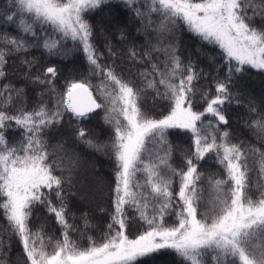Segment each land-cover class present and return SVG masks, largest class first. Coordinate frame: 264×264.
<instances>
[{
	"label": "snow or ice",
	"instance_id": "obj_1",
	"mask_svg": "<svg viewBox=\"0 0 264 264\" xmlns=\"http://www.w3.org/2000/svg\"><path fill=\"white\" fill-rule=\"evenodd\" d=\"M119 2L149 37L139 51L128 49L130 60L151 65V71L137 74L142 86L124 78L115 60L101 63L93 42L89 19L111 0H0V19L17 29L16 36L0 34V80L7 79L6 65L15 57L27 69V83L43 88L38 105L26 110L23 88L11 82L0 87V215L7 224L3 232L21 246L15 264H149L147 258L162 253L173 255L174 264H264V183L249 179L251 159L264 174V111L247 106L245 127L259 148L233 143L221 128L229 124L225 105L241 104L232 92L236 81L251 70L264 74V0ZM184 31L201 48L219 49L211 57L213 87L202 90L198 82L208 73L197 70L190 58L181 59L176 38ZM67 41L84 54L98 84L84 77L67 82L59 93L56 67L31 74L35 58H24L31 49L42 47L49 57L67 55L72 50ZM105 47L110 59L116 56L110 42ZM148 89L162 110L156 103L151 110L143 108ZM45 94L55 100L52 108ZM98 110L110 131L103 144L87 138L81 126ZM66 114L70 125L75 122V139L114 163L112 211L99 240L89 236L87 248L71 239L69 232L77 229L66 218L65 193L71 191L70 168L78 157H66L62 142L49 145L46 139ZM10 130L18 136L9 139ZM170 130L185 133L191 145L175 165ZM206 157H214L221 170L207 176L199 171ZM37 208L54 214L61 239L52 242L42 230H32ZM10 249L0 238V264H10Z\"/></svg>",
	"mask_w": 264,
	"mask_h": 264
},
{
	"label": "trees",
	"instance_id": "obj_2",
	"mask_svg": "<svg viewBox=\"0 0 264 264\" xmlns=\"http://www.w3.org/2000/svg\"><path fill=\"white\" fill-rule=\"evenodd\" d=\"M3 11V7H0V16H2ZM89 22L93 27V42L102 54L101 63L108 64L111 63V60H115L118 71L123 74L124 78L127 79L131 77L138 85L142 86V81L137 74L145 72L146 70L151 71V65L148 62L139 63L130 60L128 57V49L135 46L139 51L149 37L144 35L143 32L138 31L139 24L133 19L132 13L129 12L119 0H111L110 6L103 12L93 15L89 19ZM121 32L124 33L125 40H120ZM2 33L16 36L17 29L14 24L10 26L4 19H0V34ZM21 35L28 36L30 34ZM176 39L179 46V55L184 63H187L190 58L195 63L197 70L202 69L203 72L208 73L207 79L202 78L198 82L201 89L205 90V86L213 87L211 85V77L215 75V66L211 62V57L216 56L219 49L212 46L201 48L200 43L187 31L177 33ZM106 41L111 43L113 51L116 53V56L111 59L105 47ZM65 46L68 49H72L67 55L62 54L51 57L47 55L46 50L42 47L31 49L24 57L26 59L35 58L36 64L31 74L35 75L36 72H43L50 66L56 67L57 77L54 83L59 93H63L66 90V84L71 80H81L84 77H88L93 85L98 84V78L89 75L84 54L81 51L73 49L71 41H67ZM163 58V54H160V59L163 60ZM216 63H220L219 57H217ZM26 71L27 69L21 66L19 59L10 57L9 63L6 65L7 79L0 80V87H2L4 83L11 82L17 88H23L27 102L26 110H32L38 105L40 100L39 93L43 91V88L35 87L27 83L24 78V73ZM222 75L223 70L221 71V76ZM232 92L234 94H239L241 104L237 105L235 101H233L231 104L225 105V115L229 120V124L222 125L221 128L222 130H228L230 132L231 141L233 143L243 141L252 147L259 148L260 145L254 140L249 130L245 127V121L250 119L247 113V106L249 104L264 111V108L261 107L262 104H264V74L258 73L256 70H251V72L246 73L242 79L236 81L235 86L232 88ZM94 94L96 95L95 92ZM153 96L154 92L148 89L144 99L141 101L143 108L145 110H151L153 104L156 103L157 110H162L159 108V103L153 100ZM43 99L49 108L53 107L55 103L54 99H50L47 94L44 95ZM196 110H203V105H197ZM99 113L100 114L95 116L91 122H84L81 126L88 130L87 138H92L97 143L103 144L109 140L110 131L109 126L103 122V111L99 110ZM69 115L70 114H66L61 124L53 127L48 132L46 139L49 145L62 142L64 144L66 157H72L73 155L78 157V162L71 165L70 168L73 180L71 191L68 192L66 190L65 193L68 204L66 218L68 222L77 229L75 232H69L71 239L76 241L82 248H87L89 236L99 240L102 232L106 229L109 213L112 211L111 188L114 187V163L103 153L88 148L75 139V122L73 121L70 125ZM7 135L9 139H13L18 136V132H12L10 130ZM168 139L173 145L172 162L175 165L178 164L181 159V150L189 149L191 145L188 136L180 130H170ZM261 151H264V149H261ZM64 164L66 166L64 175H68L69 160L67 158L64 160ZM85 164L90 167L96 166V170L94 169L91 175L96 177L97 180H100L99 185L93 184L96 190H98L99 196L98 198L92 197L88 205L82 202L84 200L82 199L83 194L78 187V183L80 184L84 172H88ZM103 166L106 167V170H104ZM250 166L252 169L249 173L250 182L256 183L259 181L264 183V174L260 173L259 164L255 159L250 160ZM198 170L207 176L210 173L220 171L221 166L216 164L214 157H206L205 161L201 162ZM53 203L55 204L56 201L53 200ZM85 217L87 219V226L85 224ZM6 227V220L0 215V238H2L5 243L11 244L8 258L10 264H15L16 258L20 254L21 246L14 238H9L3 232V229ZM30 227L34 232L36 230H42L44 237H51L52 242L62 238V230L56 223L54 214H49L44 208H37L34 210L30 219ZM147 259L149 260V264H174L173 255L168 253L154 255Z\"/></svg>",
	"mask_w": 264,
	"mask_h": 264
},
{
	"label": "rangeland",
	"instance_id": "obj_3",
	"mask_svg": "<svg viewBox=\"0 0 264 264\" xmlns=\"http://www.w3.org/2000/svg\"><path fill=\"white\" fill-rule=\"evenodd\" d=\"M163 67V66H162ZM161 91L163 90V86H160ZM258 91V90H257ZM86 165V164H85ZM104 170H106V167H104ZM86 169L88 170L84 172L82 179L80 180V184L78 183V187L81 189L82 191V199H84L82 202L86 205H88V202H90V200H92V197H97L99 196V192L98 190H96V187L93 186L94 185H99L100 180H97L96 177H93L91 175L92 171H94V169L96 170V166L94 167H90L88 165H86ZM93 169V170H92ZM139 175V174H138ZM178 190V188H177ZM79 200L81 201V198L79 197ZM209 207H211V205H209Z\"/></svg>",
	"mask_w": 264,
	"mask_h": 264
},
{
	"label": "water",
	"instance_id": "obj_4",
	"mask_svg": "<svg viewBox=\"0 0 264 264\" xmlns=\"http://www.w3.org/2000/svg\"><path fill=\"white\" fill-rule=\"evenodd\" d=\"M94 94V93H93ZM94 96H95V94H94ZM99 111V110H98Z\"/></svg>",
	"mask_w": 264,
	"mask_h": 264
}]
</instances>
